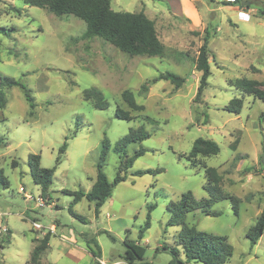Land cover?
<instances>
[{"label": "rangeland", "instance_id": "rangeland-1", "mask_svg": "<svg viewBox=\"0 0 264 264\" xmlns=\"http://www.w3.org/2000/svg\"><path fill=\"white\" fill-rule=\"evenodd\" d=\"M234 2L110 0L115 11H142L153 20L163 49L147 56L128 55L99 37L82 38L85 23L72 14L57 16L23 0H0V27L6 30L0 32V73L24 84L35 102L30 115L19 86L2 88L0 168L9 186L0 185V229L7 230L0 232V264H31V251L46 232L51 234L49 248L41 254L40 264H128L122 257L125 238L145 247L144 258L136 264H171L173 246L184 259L176 244L180 226L167 224L171 214L166 208L188 190L196 198L207 197L204 166L217 169L218 188L238 198V212L229 199H219L211 206L218 215L191 210L185 224L227 236L233 252L225 264H264V233L255 244L246 237L264 209V118L260 117L264 100L234 85L238 78L256 79L264 91V12L260 11L264 0ZM187 7L195 12L186 13ZM205 29L212 54L210 75L201 99L193 102L200 77L194 60ZM165 70L184 77L183 85L177 88L165 79L152 82ZM90 87L102 92L106 108H96L83 98ZM124 89L131 90L142 110H132L122 100ZM233 97L243 100L238 114L224 109ZM116 107L128 110L133 118H117ZM138 126L149 137L126 147L125 155L133 157V163L119 171L115 142ZM104 136L109 140L104 173L109 181L118 171L126 179L112 188L95 215L93 202L82 198L72 203L73 196L63 190L91 188ZM198 137L217 142L219 152L190 158L188 152ZM64 141L66 149L56 163ZM140 147L144 154L135 156ZM31 154H39L43 167L56 166L43 196L32 179ZM158 168L162 170L132 175ZM40 196L43 206H38ZM150 204L149 227L139 238ZM70 206L83 221L70 214ZM33 220L41 229L32 226ZM51 224L56 226L54 233ZM71 237L76 239L72 249ZM93 239L102 261L92 256L90 248L97 250Z\"/></svg>", "mask_w": 264, "mask_h": 264}, {"label": "trees", "instance_id": "trees-1", "mask_svg": "<svg viewBox=\"0 0 264 264\" xmlns=\"http://www.w3.org/2000/svg\"><path fill=\"white\" fill-rule=\"evenodd\" d=\"M25 4L38 6L48 9L57 16L72 14L81 19L85 23V30L81 34L82 38L99 37L120 51L128 55H147L154 56L162 53L163 45L158 39L154 22L147 17L142 11H115L110 7V0H23ZM240 0H235L238 3ZM19 12V10H17ZM264 12L263 8H260ZM0 32L6 33V30L0 27ZM209 31L205 29L203 43L199 46L196 58L194 60L195 69L200 72L197 90L193 98V102L201 99L202 91L207 85V79L210 75L209 57L212 56L207 47V40ZM157 79L169 80L177 88L181 87L185 82V78L172 71L165 70L159 72L152 82ZM17 85L22 89L25 100L29 106V114L34 112L35 102L30 90L22 84L19 80L3 75L0 73V107L5 106V94L3 87H10ZM234 85L242 93L252 95L254 98L264 100V91L260 89L262 82L256 79L238 78ZM145 89V86H142ZM83 98L90 100L96 108H106L108 101L103 97L102 92L96 87H90L84 90ZM122 100L132 110H142L143 105L135 101L131 90L124 89L121 92ZM242 97H233L225 105V110L238 114L242 107ZM114 115L117 118L124 120H131L133 116L128 110L116 107ZM260 117L264 118V112ZM149 137V133L143 126L136 128H129L127 133L122 135L113 147L114 151L120 154V170L126 171L133 163V157L125 155L126 147L131 143H141L144 139ZM1 142V141H0ZM67 146L64 141L59 148V156L56 158V163L60 160V154H63ZM109 147V140L104 136L102 140V149L96 163V175L91 188L88 191L83 190H67L64 193L73 196L72 203L78 202L82 198L93 202L94 213L98 215L100 207L111 196L112 188L119 182L126 179V174L116 173L112 181H109L103 171L106 149ZM219 145L210 138L198 137L194 140L191 149L188 152L190 158H195L198 155L208 156L219 152ZM145 148L140 147L136 150L135 156L144 154ZM30 170L34 183L40 186L41 195L49 189L56 166L43 167L40 165L39 154L30 155ZM15 166V161L12 162ZM162 168L136 170L132 175H142L144 173H152L161 171ZM205 183L204 190L207 192V197L196 198L191 191H185L181 194L177 202H170L167 205V211L171 214L167 224L180 226L177 234L176 244L180 246L184 255V259L179 258V249L175 246L169 248L172 255L171 264H184L185 262H196L198 264H225L232 256L233 247L228 241L227 236L221 234H214L196 229L194 226H187L185 224V216L187 212L199 209L205 215L216 216L218 211L211 208L212 204L219 199H229L231 201L232 209L235 214L238 212L239 200L226 192H221L218 188L219 175L217 169L213 166H204ZM0 185L4 188L9 186V181L0 168ZM71 205V204H70ZM153 205H148V214L144 225L139 230L138 237L141 238L144 230L149 227V212ZM70 214L83 221V217L74 213L69 208ZM264 233V209L257 217L255 223L246 231V237L252 244H255L258 238ZM50 232H46L37 243L34 245L30 254L31 264H40V256L49 247ZM94 244L97 250L90 248L94 258H100V249L97 242ZM90 241H87V245ZM125 246L123 259L128 264H136L144 258L145 247L139 242L132 239L125 238L123 240ZM168 249L166 245L163 246ZM47 264H60L50 262ZM91 264V263H90ZM93 264V263H92ZM95 264H100L96 262Z\"/></svg>", "mask_w": 264, "mask_h": 264}, {"label": "built area", "instance_id": "built-area-1", "mask_svg": "<svg viewBox=\"0 0 264 264\" xmlns=\"http://www.w3.org/2000/svg\"><path fill=\"white\" fill-rule=\"evenodd\" d=\"M244 15V14H243ZM20 190H23V188L22 187H20ZM26 197L27 198H30V199H32V196L31 195H26ZM44 205V200H43V198L40 196V198H38V206H43ZM32 226L35 228V229H41V225H40V223L39 222H37V221H32ZM49 229L51 230V227H49ZM5 232V231H7L6 230V226H3L1 229H0V232Z\"/></svg>", "mask_w": 264, "mask_h": 264}, {"label": "crops", "instance_id": "crops-1", "mask_svg": "<svg viewBox=\"0 0 264 264\" xmlns=\"http://www.w3.org/2000/svg\"><path fill=\"white\" fill-rule=\"evenodd\" d=\"M193 12H195V9L193 8V7H190V8H188L187 7V10H186V13H188V14H191V13H193ZM53 203V205L54 206H56L55 205V202H52ZM29 204V203H28ZM49 227H51V231L54 233L55 231H56V226L54 225V224H51ZM50 236H51V234H50ZM50 239V238H49ZM76 239L75 238H69V240H68V243H69V246L71 247V249H72V247L76 244ZM49 248V247H48ZM47 248V249H48ZM46 249V250H47ZM99 260H101L102 261V259H101V257L99 258Z\"/></svg>", "mask_w": 264, "mask_h": 264}, {"label": "water", "instance_id": "water-1", "mask_svg": "<svg viewBox=\"0 0 264 264\" xmlns=\"http://www.w3.org/2000/svg\"><path fill=\"white\" fill-rule=\"evenodd\" d=\"M244 2H242V4H243Z\"/></svg>", "mask_w": 264, "mask_h": 264}]
</instances>
